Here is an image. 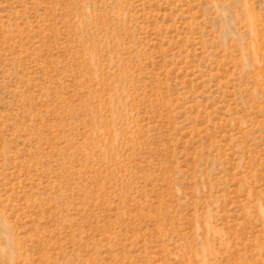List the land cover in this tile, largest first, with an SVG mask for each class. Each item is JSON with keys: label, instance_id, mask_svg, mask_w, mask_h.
Here are the masks:
<instances>
[{"label": "rangeland", "instance_id": "374dc122", "mask_svg": "<svg viewBox=\"0 0 264 264\" xmlns=\"http://www.w3.org/2000/svg\"><path fill=\"white\" fill-rule=\"evenodd\" d=\"M0 264H264V0H0Z\"/></svg>", "mask_w": 264, "mask_h": 264}]
</instances>
